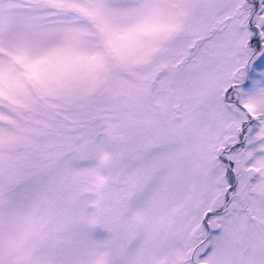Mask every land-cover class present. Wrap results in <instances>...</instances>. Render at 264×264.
I'll return each instance as SVG.
<instances>
[{
    "label": "snow or ice",
    "instance_id": "obj_1",
    "mask_svg": "<svg viewBox=\"0 0 264 264\" xmlns=\"http://www.w3.org/2000/svg\"><path fill=\"white\" fill-rule=\"evenodd\" d=\"M0 264H264V0H0Z\"/></svg>",
    "mask_w": 264,
    "mask_h": 264
}]
</instances>
